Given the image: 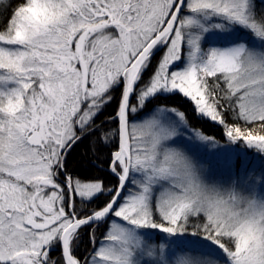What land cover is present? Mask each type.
Listing matches in <instances>:
<instances>
[{"label":"snow or ice","instance_id":"6c2138e0","mask_svg":"<svg viewBox=\"0 0 264 264\" xmlns=\"http://www.w3.org/2000/svg\"><path fill=\"white\" fill-rule=\"evenodd\" d=\"M207 123L264 154V0H0V264H264V172L205 176Z\"/></svg>","mask_w":264,"mask_h":264},{"label":"rangeland","instance_id":"374dc122","mask_svg":"<svg viewBox=\"0 0 264 264\" xmlns=\"http://www.w3.org/2000/svg\"><path fill=\"white\" fill-rule=\"evenodd\" d=\"M220 144L223 146L211 148L204 142L195 140L185 146L188 154L204 166L205 176L212 181L227 185L229 181L239 177V182L247 188L252 185L257 175L264 172L262 157L253 155L260 154L256 150L240 144L227 145L225 141Z\"/></svg>","mask_w":264,"mask_h":264},{"label":"trees","instance_id":"16d2710c","mask_svg":"<svg viewBox=\"0 0 264 264\" xmlns=\"http://www.w3.org/2000/svg\"><path fill=\"white\" fill-rule=\"evenodd\" d=\"M13 4L18 2V0H12ZM159 104V102H157ZM167 104H171L174 106L179 107L181 110H184V107L181 104L180 98L177 97L175 100H169L165 102ZM190 108V106H187ZM186 118L189 120V123L191 125H196L199 124L200 121L198 118L193 116L191 111H188L186 114ZM202 131L204 134L214 136L217 140L224 141L222 135H221V130L218 126L213 125L212 123H207L202 125L201 129H198ZM254 156L260 155L262 158V161L264 162V154H256L253 153ZM258 158V157H257ZM101 160L106 159V153L100 157ZM97 162L93 159V154L88 151V145L81 144L79 147L75 148L70 157H69V167L71 169H75L81 174H83L86 177H103L110 182L114 183V180L112 177H110L107 173L106 168L103 170H97L95 167V164ZM99 236V233H97Z\"/></svg>","mask_w":264,"mask_h":264}]
</instances>
